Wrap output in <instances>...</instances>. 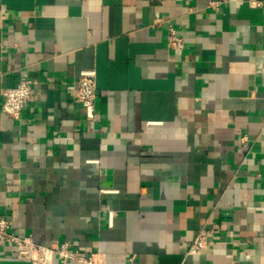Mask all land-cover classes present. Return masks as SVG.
I'll list each match as a JSON object with an SVG mask.
<instances>
[{
  "label": "crops",
  "instance_id": "0c3cea01",
  "mask_svg": "<svg viewBox=\"0 0 264 264\" xmlns=\"http://www.w3.org/2000/svg\"><path fill=\"white\" fill-rule=\"evenodd\" d=\"M210 1L0 0V105L33 80L19 119L0 106L11 233L106 264H264V0ZM0 264L30 263L5 242Z\"/></svg>",
  "mask_w": 264,
  "mask_h": 264
},
{
  "label": "built area",
  "instance_id": "2783aa9c",
  "mask_svg": "<svg viewBox=\"0 0 264 264\" xmlns=\"http://www.w3.org/2000/svg\"><path fill=\"white\" fill-rule=\"evenodd\" d=\"M210 5L218 8L219 0H211ZM168 45L175 49L184 46L183 38L176 30L170 28L168 32ZM1 109L14 119H19L22 112L33 96V80L21 78L17 84L3 89ZM97 97L96 72L85 70L80 72L77 78V86L74 92V100L79 102L86 110L87 118H94L95 101ZM12 221L0 216V243L10 242L16 248V255L20 259L28 260L30 264H69L75 261L78 264H106L101 253L84 255L73 244L65 240L58 247H48L36 243L30 236H17L9 231ZM213 231H216L214 228ZM213 241L206 234H198L192 241L190 252H200L211 246Z\"/></svg>",
  "mask_w": 264,
  "mask_h": 264
}]
</instances>
